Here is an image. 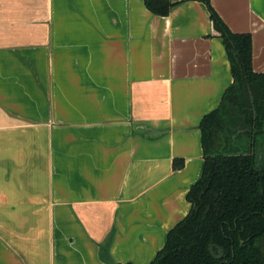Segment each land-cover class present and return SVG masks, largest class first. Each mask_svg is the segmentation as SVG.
<instances>
[{"label": "crops", "instance_id": "crops-1", "mask_svg": "<svg viewBox=\"0 0 264 264\" xmlns=\"http://www.w3.org/2000/svg\"><path fill=\"white\" fill-rule=\"evenodd\" d=\"M170 1L0 0V264H151L190 213L234 83L206 1L264 74V0Z\"/></svg>", "mask_w": 264, "mask_h": 264}, {"label": "trees", "instance_id": "trees-1", "mask_svg": "<svg viewBox=\"0 0 264 264\" xmlns=\"http://www.w3.org/2000/svg\"><path fill=\"white\" fill-rule=\"evenodd\" d=\"M206 2L234 83L201 122L205 164L191 211L151 264H264V74L253 70L251 37L232 33ZM145 4L166 16L174 3Z\"/></svg>", "mask_w": 264, "mask_h": 264}]
</instances>
